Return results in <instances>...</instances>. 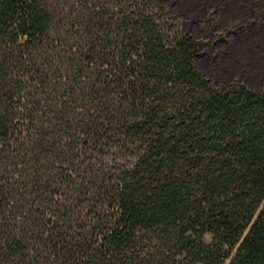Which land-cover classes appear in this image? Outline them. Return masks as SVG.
I'll list each match as a JSON object with an SVG mask.
<instances>
[{"label": "trees", "instance_id": "obj_1", "mask_svg": "<svg viewBox=\"0 0 264 264\" xmlns=\"http://www.w3.org/2000/svg\"><path fill=\"white\" fill-rule=\"evenodd\" d=\"M204 45L164 0H0V264H264V86Z\"/></svg>", "mask_w": 264, "mask_h": 264}, {"label": "crops", "instance_id": "obj_2", "mask_svg": "<svg viewBox=\"0 0 264 264\" xmlns=\"http://www.w3.org/2000/svg\"><path fill=\"white\" fill-rule=\"evenodd\" d=\"M179 10L215 12L217 24L232 35L214 54L206 51L197 64L215 83L227 84L239 76L246 86L258 90L264 76V0H177ZM178 10V9H177ZM219 25V26H220ZM214 70L216 74H213ZM253 75H260L253 79ZM264 85V84H263Z\"/></svg>", "mask_w": 264, "mask_h": 264}, {"label": "rangeland", "instance_id": "obj_3", "mask_svg": "<svg viewBox=\"0 0 264 264\" xmlns=\"http://www.w3.org/2000/svg\"><path fill=\"white\" fill-rule=\"evenodd\" d=\"M177 0H164L167 3L173 12L176 14L180 27L189 32L192 36L200 39L202 42L205 43L203 49L198 52L194 57V64L200 71L197 64H201V57L207 51H210L211 54H214L218 48L225 43L226 39H228L232 35V30L228 27H224L223 25L217 24V15L215 12H194L191 13L190 11L179 10L177 5ZM178 9V10H177ZM213 74H216L214 70H211ZM201 72V71H200ZM202 73V72H201ZM204 75V74H203ZM207 77L213 85L219 88H229L234 89L239 84L247 85L244 79H241L239 76H234L231 78V82L224 84V83H215L209 76L204 75ZM260 75H253V79H259ZM264 76L263 81L259 83V86H264ZM261 87V88H262ZM211 238L210 233L204 234V240L209 241Z\"/></svg>", "mask_w": 264, "mask_h": 264}]
</instances>
